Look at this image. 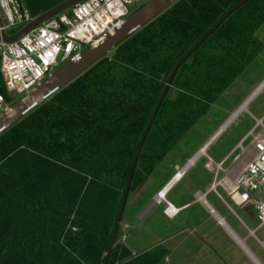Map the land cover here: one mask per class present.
<instances>
[{"label": "trees", "instance_id": "16d2710c", "mask_svg": "<svg viewBox=\"0 0 264 264\" xmlns=\"http://www.w3.org/2000/svg\"><path fill=\"white\" fill-rule=\"evenodd\" d=\"M64 1L23 3L39 17ZM241 1L179 0L0 135V264L164 263L163 245L133 254L118 231L106 261L133 159L175 66ZM263 23L264 0H248L181 63L129 191L257 57ZM0 92L15 102L1 77Z\"/></svg>", "mask_w": 264, "mask_h": 264}, {"label": "rangeland", "instance_id": "374dc122", "mask_svg": "<svg viewBox=\"0 0 264 264\" xmlns=\"http://www.w3.org/2000/svg\"><path fill=\"white\" fill-rule=\"evenodd\" d=\"M144 3L146 2L131 6L129 8L131 13ZM65 12L69 13V10ZM255 36L264 46V23L256 31ZM263 80L264 48L232 86L219 96L209 111L163 157L156 169L147 177L145 184L129 191L117 233L119 245L125 246L133 254H138L161 244L169 250V255L163 264H264V231L262 229L256 231L258 221L255 205L251 203L241 207L233 206L226 190L224 192L217 189L214 192L205 193L213 177V174L208 172L215 173L219 167L221 168L217 183L225 181L232 184L234 182L236 176L254 156L253 142L250 137L242 144L243 152L239 148V158L236 161H233L234 156H232L222 166L221 164L214 166L204 155L194 158V163L188 167L181 180L172 187L168 196L174 206L192 204L175 218L173 217V220L161 216V212L165 210L161 207L156 213L148 216L145 211L149 205L150 195L158 190L159 184L166 179L165 177L169 176L170 172L181 170L188 159L191 160L201 145L221 125L226 124V120L248 97L251 98L246 110L239 112V116L237 115L218 134L209 155L212 157V152L216 151L220 162L246 133L252 132L254 136L264 135V120L261 121L262 125L256 126V121L264 116V88L254 93ZM23 97L25 96L13 95L11 101L14 102ZM196 193L204 195L203 199L217 217L223 220V225L204 206L194 203ZM224 202L232 208V211ZM139 215L143 218L147 217L141 220ZM242 222L250 231L255 232L254 238L249 235ZM242 242L244 248L239 245Z\"/></svg>", "mask_w": 264, "mask_h": 264}, {"label": "built area", "instance_id": "2783aa9c", "mask_svg": "<svg viewBox=\"0 0 264 264\" xmlns=\"http://www.w3.org/2000/svg\"><path fill=\"white\" fill-rule=\"evenodd\" d=\"M147 1L149 0H83L69 8V13L64 11L16 41L5 42L3 37L15 36L37 17L29 12L23 0H0V77L7 94L10 97L27 96L58 68L77 60L85 48L100 43L108 34L121 27L131 14V6ZM10 105L0 92V115L9 111ZM262 120L264 117L256 121L257 127L262 125ZM249 137L252 138L254 156L232 184L224 185L233 206L255 205L258 221L256 231H264V135L254 136L249 132L239 145L241 152L244 149L242 144ZM186 163L166 186L175 183L179 173L183 177L190 160ZM163 201L164 216L171 219L180 212ZM242 224L254 238L255 232L250 231L243 222Z\"/></svg>", "mask_w": 264, "mask_h": 264}, {"label": "water", "instance_id": "95a60500", "mask_svg": "<svg viewBox=\"0 0 264 264\" xmlns=\"http://www.w3.org/2000/svg\"><path fill=\"white\" fill-rule=\"evenodd\" d=\"M83 0H66L62 4L55 6L54 8L45 12V14L37 17L33 22L26 26L23 30H21L18 34L12 37H3L5 42H13L17 39L25 36L28 31L34 29L35 27L43 24L46 20L51 19L57 15L64 13V11L68 10L72 6L82 2ZM179 0H149L143 4L136 12L132 13L128 16V18L124 21L121 27L115 29V31L111 34H108L103 41L100 43L89 46L84 49V52L80 55V57L75 61H70L65 63V65L58 68L50 77H48L39 87H37L34 91L27 94V96L16 100L13 104L10 105L9 111L0 115V135L7 131L10 126L17 123L19 120L26 117L30 112L35 110L38 106L45 103L49 98H51L54 94L61 91L67 84L74 81L78 77H80L84 72H86L91 66L95 63L103 59L104 56L109 54L114 48L122 43V41L126 40L130 36L139 32L142 27L158 18L163 12H165L169 7L174 5ZM248 0H242L237 3L233 9L228 11L223 17H221L217 23L212 27V29L203 37L199 42L194 46V48L186 54L180 62L175 66L174 70L171 73V76L166 84V88L163 90L161 97L159 98L156 108L147 124V127L139 141V146L137 148L135 157L133 159V165L131 168V172L129 174L127 180V186L122 198L121 207L119 209V213L116 218V224L110 239V245L108 249V253L106 255V261H108L109 254L114 245V238L120 226L121 216L123 214L126 199L129 193L131 179L133 173L136 168V161L140 150L143 146L144 139L151 128V124L157 115L160 105L164 96L166 95L168 89L171 87L170 84L177 72L180 68L181 63L188 59V57L199 48V45L206 40L216 29L218 26L227 19L231 14H233L238 7L242 6Z\"/></svg>", "mask_w": 264, "mask_h": 264}, {"label": "crops", "instance_id": "0c3cea01", "mask_svg": "<svg viewBox=\"0 0 264 264\" xmlns=\"http://www.w3.org/2000/svg\"><path fill=\"white\" fill-rule=\"evenodd\" d=\"M261 83V82H260ZM259 83V85L257 86V89H256V91L258 90V88H259V86L261 85ZM262 90V89H261ZM255 91V92H256ZM254 92V93H255ZM254 93H253V95H254ZM246 100V99H245ZM240 108L241 107H239V109L232 115V116H230V118H228L227 120H226V124H224V125H221L220 126V128L219 129H217L216 131H215V133L206 141V142H204V144L203 145H201V147L199 148V150H198V152H196V154L193 156V158L191 159V160H193L194 161V158L195 157H199V156H202V155H204L205 157H206V159L207 160H209V162H211L212 163V165H214V166H216V165H220V164H224L225 163V161L226 160H228L230 157H232V156H234V160L233 161H236L238 158H239V153H240V151H239V145H240V143H241V141L243 140V138L247 135V133L243 136V137H241L240 138V140L238 141V143L234 146V147H231V149L223 156V158L221 159V161L219 162V154L216 152V151H213L212 152V157L209 155V152L211 151V148H212V145H213V142H214V139L218 136V134L223 130V128L229 123V121L232 119H234L237 115L239 116V112H242L243 110H240ZM244 110H246V109H244ZM232 117H234V118H232ZM264 117V116H263ZM262 117V118H263ZM230 119V120H229ZM228 122V123H227ZM215 144V143H214ZM206 148V149H205ZM188 160H190V159H188ZM194 163V162H193ZM192 163V164H193ZM187 164V163H186ZM191 164V165H192ZM222 164V165H223ZM190 165V166H191ZM189 166V167H190ZM177 167H175V169H176ZM183 168V167H182ZM177 170V169H176ZM207 170V169H206ZM179 171V170H178ZM177 172V171H176ZM176 172H174V173H171L170 172V174H169V176H167V177H165L166 179H164V181L163 182H161L160 184H159V186H158V190L156 191V192H154L153 194H151L150 195V197H149V199H148V202H149V205L147 206V208L145 209V211H147V216L149 215V214H153V213H156V211L161 207V208H163V210L165 209V202L164 201H162V199L161 198H159L157 195V193H159L160 191H162L163 189H164V187L166 186V184L168 183V181L171 179V177L176 173ZM207 172H208V170H207ZM209 174H213V177H212V182L206 187V189H205V193L207 194V193H210V192H214L215 190H217V189H220V190H223L224 192H225V190H226V187H225V181H221V183L220 184H218L217 183V180H218V178H219V176H220V167L218 168V170L217 171H215V173H210V172H208ZM181 180V178L179 179V180H177L174 184H172L171 186L173 187L175 184H177V182H179ZM170 186V187H171ZM160 187V188H159ZM172 187L170 188V189H167L165 192H164V198H163V200H165V201H167L168 203H170L174 208H176V209H179L180 210V212H182L185 208H187L189 205H191L192 203H185L184 205H182V206H174V203H173V201H171L170 199H168V196H169V194L171 193V191H172ZM202 194H200V193H196V194H194V203H200L202 206H204L205 207V209H207L209 212L210 211H213L208 205H207V203H206V201L203 199L204 198V195H202ZM198 197H202V199L201 200H198ZM149 208V209H148ZM145 211H144V213H145ZM179 212V213H180ZM214 212V211H213ZM178 213V214H179ZM215 213V212H214ZM177 214V215H178ZM176 215V216H177ZM146 216V217H147ZM161 216L163 217V218H166V219H168V220H173L174 218H168V217H166V216H164V214H163V211L161 212ZM217 216V215H216ZM141 220H144L145 218H143V216L142 215H139L138 216Z\"/></svg>", "mask_w": 264, "mask_h": 264}, {"label": "bare ground", "instance_id": "6f19581e", "mask_svg": "<svg viewBox=\"0 0 264 264\" xmlns=\"http://www.w3.org/2000/svg\"><path fill=\"white\" fill-rule=\"evenodd\" d=\"M260 84H261V85L259 86L258 90L255 92V94L258 93L261 89L264 88V80H263ZM255 94H254V95H255ZM250 98H251V97H248V98L242 103L240 110H244V109H246V106L249 104L248 102L250 101ZM232 118H234V117H232ZM229 120H230V119H229ZM230 121H232V119H231ZM230 121H229V122H230ZM227 123H228V122H227ZM259 123H260V122H259ZM192 163H193V160H190V164H189V166H190ZM189 166H188V167H189ZM180 178H182V173H179V175L175 178V182H176L177 180H179ZM172 184H174V183H172ZM172 184H171V185H172ZM171 185L166 186L165 189H163L162 191H160V192L158 193L159 195H157V196H158L159 198H161L162 201H163V198H164V192H165L167 189H169V187H170ZM198 200H201V199H198ZM210 214H211L215 219L219 220V222L223 225V220L219 219L213 211H210ZM224 226H225V228H227V226H226L225 224H224ZM227 229H228V228H227ZM228 231H229V230H228ZM239 245H240L241 248H244V244H243V242H242V243H239ZM261 245L263 246V244H261Z\"/></svg>", "mask_w": 264, "mask_h": 264}]
</instances>
